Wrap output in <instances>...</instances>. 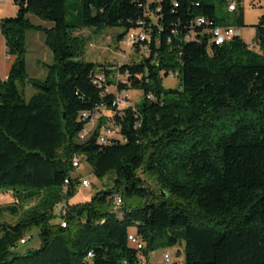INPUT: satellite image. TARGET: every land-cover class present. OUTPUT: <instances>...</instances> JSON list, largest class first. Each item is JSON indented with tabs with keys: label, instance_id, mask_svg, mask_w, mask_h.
Segmentation results:
<instances>
[{
	"label": "trees",
	"instance_id": "16d2710c",
	"mask_svg": "<svg viewBox=\"0 0 264 264\" xmlns=\"http://www.w3.org/2000/svg\"><path fill=\"white\" fill-rule=\"evenodd\" d=\"M12 2L17 16L0 21L15 58L0 79V189L18 195L7 207L14 215L38 204L16 225L0 224V264H140L142 257L153 264L159 242L183 246L184 264H264V16L251 50L241 37L222 46L212 40L216 28L244 27L242 0L235 20L237 12L218 14L226 0H80L70 20L69 0ZM30 15L52 27L33 24ZM199 18L207 24L199 27ZM140 21L149 41L135 47L131 63L108 68L84 60L77 32L120 28V42ZM31 30L44 34L53 56L42 80L27 71ZM99 75L104 87L95 84ZM168 77L179 80L178 89L164 88ZM26 84L35 91L28 101L20 89ZM106 86L116 92L106 94ZM124 91H141L143 101L118 110L116 94ZM102 111L125 142H99ZM96 114L98 128L81 141ZM75 156L97 179L112 177V188L71 204L80 179L71 176ZM145 176L160 187L157 197ZM116 194L126 202L122 216V207L113 210ZM65 200L63 228L54 207ZM33 229L40 248L18 254ZM131 234L142 250L130 244Z\"/></svg>",
	"mask_w": 264,
	"mask_h": 264
},
{
	"label": "rangeland",
	"instance_id": "374dc122",
	"mask_svg": "<svg viewBox=\"0 0 264 264\" xmlns=\"http://www.w3.org/2000/svg\"><path fill=\"white\" fill-rule=\"evenodd\" d=\"M80 0H69L68 10H67V20H70L73 14L77 13V9L80 8ZM218 7V6H217ZM5 10V17L11 18L16 17L17 13H14V10L17 9V6L9 0L6 6L2 7ZM241 11L244 16V27L242 28L241 38L248 44L256 43V26L259 23V20L264 16V0H242L240 4ZM219 16H225L227 14V9L218 7ZM239 12L230 17L235 20ZM33 24H39L40 19L30 15ZM50 23V22H49ZM51 24V23H50ZM123 33V29L120 28H103L97 30L94 28H86L77 32L75 35L85 40V46L82 49L84 54L83 58L86 62L93 64L106 65L108 68H114L117 65L124 63H131L132 59L135 57V50L131 51L124 41H118V36ZM45 36L43 33L38 31H29L27 33V38L25 42V48L27 50L26 61H27V71L31 79H44L46 75L45 66L52 63V53L48 47L44 44ZM130 51V52H129ZM1 58H4V53L0 52V62ZM44 63V67L42 66ZM44 71V73H43ZM163 86L165 89H178L179 80L176 78L168 77L163 81ZM23 92L24 99L28 101L32 95L35 93L31 84H26L24 87L20 88ZM111 93L116 92V88L113 87L110 91ZM129 97L126 101V108L138 106L143 101V93L141 91H130ZM102 120L104 126L108 122L109 113L107 111H102ZM100 120L98 117L95 118L93 127L89 124L87 131L89 135L93 133L99 126ZM72 178H83L87 179L92 183V186L89 189H78L76 196L71 199L79 202L77 204H84L86 201H89L93 195L98 192H102L109 188H112V177H107L104 180H99L93 175V169L91 165L86 162H81V167L75 169L71 174ZM145 179V187L153 194V197H157L160 193V187L157 182L149 177H143ZM18 195L15 192L7 191L5 189H0V224L7 225H16L20 220L22 213L28 208H34L38 201H31L23 209L19 208V213L17 215L12 214L7 210V207L14 206V203L18 202ZM121 197V195L116 194L115 197ZM122 198V197H121ZM123 204L126 203L123 200ZM61 204V203H60ZM58 205V204H57ZM57 205H55L54 210L57 212ZM17 206V205H16ZM120 209V216H122V209ZM113 210H114V201H113ZM59 220H55L54 223H58ZM131 232L134 233L135 229H131ZM31 236L32 238L28 241L26 245H19L16 249L18 254L24 255L28 254L31 251L39 249L41 246V240L39 233L36 229H33L25 235V237ZM183 249V246H178L177 248H169L165 242H159L156 244L153 252L150 253L149 259L153 264H163L162 256L165 252L172 253L173 261L175 264H184V256L177 253L178 250Z\"/></svg>",
	"mask_w": 264,
	"mask_h": 264
},
{
	"label": "built area",
	"instance_id": "2783aa9c",
	"mask_svg": "<svg viewBox=\"0 0 264 264\" xmlns=\"http://www.w3.org/2000/svg\"><path fill=\"white\" fill-rule=\"evenodd\" d=\"M8 1L9 0H0V7L5 5ZM149 1L158 3V2H161L162 0H149ZM226 5H227V10L229 13L237 12L238 0H226ZM195 21L199 27L207 24V20L205 18H199ZM138 26L139 28L137 30L131 31V36H126L125 41H124V43L128 47H130L131 51H133L137 45H142L143 43H146L147 41H149V32H148L149 30L147 29L145 22L140 21ZM237 37H241L240 29L238 28H235V27L216 28L213 31L212 40H213V44L217 46H222L226 43L231 42L233 39ZM191 39H192L191 35H187L185 37L186 41H190ZM146 48L144 49L146 50ZM250 49L257 50L258 47L255 43H253V44H250ZM172 77H175V76H172ZM117 80L123 81L124 78L117 75ZM106 83H107L106 77L104 75H99L97 79L95 80V84L98 85L99 87H104ZM110 91H111V88L106 86L105 93L108 94L110 93ZM129 94L130 93L127 91L116 94L115 105L117 106L118 110H123L126 107V101L129 97ZM97 116L98 114H96L93 117L90 123L91 127H93V123L95 122V118ZM82 118L89 119L91 117L89 114L85 113L82 115ZM109 118H108V122H106V124L102 128V133L99 136V142L102 145H113L117 141L125 142V139H123V137L119 133V130L117 129V127H115V125L112 123V121H110ZM89 131H87L86 129V131L81 136V141H84L89 136ZM81 162H82V158L75 156L73 159L74 169H79L81 167ZM91 186H92V183L89 180L83 179V178L79 179V182H78L79 189H89ZM67 188L68 187H66V189ZM119 207H123V200L121 197L116 196L114 198V211L118 210ZM56 209H57L58 214H60L63 218L61 221L62 227L66 228L67 222L64 218L67 216V213L69 211L68 201L65 200L61 202V204H59V206H57ZM30 239H31V236L24 237V240H21L20 244L26 245ZM129 242L133 246H136L139 250L143 249L144 245L142 243V240L137 235L131 234L129 236ZM92 257H93L92 254H89V258H92ZM162 262L163 264H174L172 253L165 252L162 256ZM140 264H147V260L142 257Z\"/></svg>",
	"mask_w": 264,
	"mask_h": 264
},
{
	"label": "crops",
	"instance_id": "0c3cea01",
	"mask_svg": "<svg viewBox=\"0 0 264 264\" xmlns=\"http://www.w3.org/2000/svg\"><path fill=\"white\" fill-rule=\"evenodd\" d=\"M7 3L3 6H6ZM3 6L0 7V21L2 19L7 18V17H5L6 15H5V10L2 8ZM17 12H18V8L16 10H14V13H17ZM30 19H33L32 16L30 17ZM35 25H37V24H35ZM37 26L51 28L52 24L41 21V22H39V24ZM240 33L242 34V29L240 30ZM44 44H45V42H44ZM1 51L4 53V58H1L2 60L0 62V79L6 80L10 74V71L12 69V65L15 61V58L7 55L5 39H4L2 32H1V29H0V52ZM51 60L53 61V56H52ZM42 66L44 67V63H42ZM43 73H44V71H43ZM77 203H79V202H76L75 200H71V204H77ZM181 252H183V249H180L177 251L178 254H180Z\"/></svg>",
	"mask_w": 264,
	"mask_h": 264
},
{
	"label": "bare ground",
	"instance_id": "6f19581e",
	"mask_svg": "<svg viewBox=\"0 0 264 264\" xmlns=\"http://www.w3.org/2000/svg\"><path fill=\"white\" fill-rule=\"evenodd\" d=\"M129 36H131V33L129 34ZM69 180L66 181V186L69 185Z\"/></svg>",
	"mask_w": 264,
	"mask_h": 264
}]
</instances>
